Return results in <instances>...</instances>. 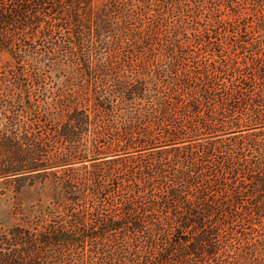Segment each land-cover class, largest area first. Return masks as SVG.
I'll use <instances>...</instances> for the list:
<instances>
[{
  "label": "trees",
  "instance_id": "trees-1",
  "mask_svg": "<svg viewBox=\"0 0 264 264\" xmlns=\"http://www.w3.org/2000/svg\"><path fill=\"white\" fill-rule=\"evenodd\" d=\"M114 1L0 0V79L91 62L106 71L46 114L33 104L35 122L0 152V168L47 173L115 156L45 174V202L16 203V222L0 227V264H264V224L251 223L264 208V136L184 144L264 125V50L247 45L248 19L227 35H188L159 19L142 26Z\"/></svg>",
  "mask_w": 264,
  "mask_h": 264
},
{
  "label": "rangeland",
  "instance_id": "rangeland-1",
  "mask_svg": "<svg viewBox=\"0 0 264 264\" xmlns=\"http://www.w3.org/2000/svg\"><path fill=\"white\" fill-rule=\"evenodd\" d=\"M108 1V0H94ZM117 3H130L128 10L131 13L132 19H140L142 26L151 23L152 19H159L161 22H166L167 30L178 27L179 29L185 28L187 34L201 33L203 27L210 33L211 30H217L220 35L230 34V30L234 20H241L242 18L248 19L246 26V39L249 42L247 45L250 49L264 50V0H115ZM128 5V4H126ZM218 19L226 21V28L224 26L216 28L213 21ZM191 21H198L193 23ZM210 21V22H206ZM214 28H210L211 24ZM246 23V22H245ZM206 24V25H205ZM163 27V28H164ZM199 27V29H192ZM162 28V29H163ZM241 31L232 33L237 34V38ZM244 32L240 33L243 34ZM230 46L228 43L224 46ZM239 51V49H238ZM103 57V54H99ZM9 56L0 52V76L2 71L7 68ZM102 63V60H100ZM92 67L88 69H79L71 66H63L59 68L40 67L36 71V75L41 76L39 79H24V80H11L0 79V152H3L5 147L10 148L16 140H19V135L24 127H28L35 122L34 110L32 105L36 103L39 107L37 114L42 115L48 113V108L53 107L56 100L62 96L66 91L75 90L78 86H83L84 90L90 91L95 82L101 84V80L105 79V69L97 67L96 62H91ZM94 76V80L90 76ZM75 92V91H72ZM80 99V95H77ZM62 98V97H60ZM80 105L82 104L79 100ZM86 106V105H85ZM31 107V108H30ZM232 120V118H230ZM239 129L235 130V126L224 128V130L216 131L212 134L201 135L200 138L194 141H185L184 144L189 142L195 143L209 142V141H222L229 144L234 143L235 137L248 138L255 135L264 136V125H254L251 121L239 122ZM228 129V130H227ZM229 131V132H227ZM263 133V134H262ZM261 138V137H258ZM237 141V138L235 139ZM160 144V143H159ZM182 145V144H180ZM171 145L164 144L157 147H150L146 149H139L135 151H128L126 155H146L156 152L155 150L170 148ZM114 155H104L97 159H92L90 153L86 158L76 159L71 161L70 164L46 169L47 173L51 170L59 169L62 167L71 166L77 168L83 165L89 166L91 163L98 160H105L114 158ZM251 157V156H250ZM47 173L38 171H25L17 173H4L3 168H0V227H10L16 220L14 219L13 210L17 207L16 203H20L22 207L27 208L36 203H44L46 200L45 193L46 183L51 178L50 175L45 176ZM47 195V194H46ZM246 201H252L248 197L244 204L251 205ZM262 212L256 214L251 220L252 227L262 231L264 224V208ZM258 216V218H257ZM16 219L19 217L17 214ZM246 232H252L247 225H245ZM253 234H257L254 232ZM258 237V236H257Z\"/></svg>",
  "mask_w": 264,
  "mask_h": 264
}]
</instances>
